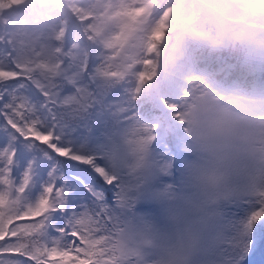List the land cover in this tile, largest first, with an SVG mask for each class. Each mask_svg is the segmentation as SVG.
<instances>
[{
	"label": "trees",
	"instance_id": "obj_1",
	"mask_svg": "<svg viewBox=\"0 0 264 264\" xmlns=\"http://www.w3.org/2000/svg\"><path fill=\"white\" fill-rule=\"evenodd\" d=\"M119 1L120 7L112 9L110 0H0V82L11 86L15 83L13 76L26 82L28 77L58 79L59 67L64 68L65 73L69 64L73 72L79 74L76 79L86 75L102 103L96 105L97 115L88 122V139L78 141L77 146L83 144L86 150L103 155L110 165L114 164L108 158L121 135L125 134L124 140L128 143L148 144L155 140L165 144L173 140L169 124H173L177 132V115L183 114L182 120L187 122L186 118L195 112L189 109L193 98L185 96L193 90L199 98L204 96L205 90L211 91L228 109L231 108L229 101H237L235 112L238 107L254 109L253 116L242 115L257 122L264 121V109L245 102L264 99V40L258 38L254 43L245 38L235 30L239 23L215 19L201 1ZM248 1L250 10L256 14L249 12L251 23L246 34L257 37L264 32V17L257 16L261 6L264 8V0ZM107 12H121V16L126 14L127 18H122L103 41L101 34L105 30ZM138 27L144 33L139 37V49L130 52L123 61L125 68L132 65L131 72L135 75L129 79L119 74L114 84L107 83L114 69L110 61L114 60L125 38ZM99 62H103L105 73L101 68L95 69ZM200 87L202 90L198 89ZM157 97L166 100L170 116L165 115ZM188 98L191 105L187 108ZM113 103L117 109L108 112ZM102 122L108 124L114 135L101 130ZM96 128H99L98 134L91 135L90 131L95 132ZM141 159L140 154L135 156L133 152L129 169L139 168ZM18 184L16 178L0 179V260L3 264H39L29 258L35 256V250L45 246L71 248L65 237L53 236L46 228L41 232L40 222L25 215L35 206L38 193L35 186L24 191ZM86 236L81 240L77 255L85 259L98 258L97 252L108 245L102 242L93 248L94 236L91 233ZM119 240L115 239L113 252L118 251ZM89 253L95 255L89 257ZM155 260H151L152 264H162L159 259Z\"/></svg>",
	"mask_w": 264,
	"mask_h": 264
},
{
	"label": "snow or ice",
	"instance_id": "obj_2",
	"mask_svg": "<svg viewBox=\"0 0 264 264\" xmlns=\"http://www.w3.org/2000/svg\"><path fill=\"white\" fill-rule=\"evenodd\" d=\"M76 75L69 64L58 79L26 82L13 76L11 86L0 82V179H18L24 191L35 186V206L25 215L40 222L41 232L50 229L71 245L45 246L29 258L39 264H99L77 255L89 233L93 248L101 241L111 245L137 225L158 239L180 216L194 225L199 264H250L264 252V190L225 186L193 194L184 175L189 158L171 141L157 147L143 172L117 169L103 155L78 147L88 139V122L102 101L89 78ZM190 205L195 217L187 211ZM127 264L152 262L130 258Z\"/></svg>",
	"mask_w": 264,
	"mask_h": 264
},
{
	"label": "rangeland",
	"instance_id": "obj_3",
	"mask_svg": "<svg viewBox=\"0 0 264 264\" xmlns=\"http://www.w3.org/2000/svg\"><path fill=\"white\" fill-rule=\"evenodd\" d=\"M201 1L207 9H209L211 15L215 17V19H221L226 22H234L239 23L238 28H236V32H241L242 36L245 38H250L254 43L258 42V38L264 40V32L260 33L257 37L255 35L248 36L246 32L249 30L248 24L251 23V20L248 18L249 12L255 11L250 10L248 0H197ZM112 3V9L115 7H120V1L118 0V4H115V0H110ZM261 13L263 16H261ZM127 15L121 16V12H107L106 17V26L105 30L102 31L101 39L106 41V34L108 32H112L114 28L120 24V20L122 18L126 19ZM258 17H264V8H260L257 12ZM122 22V21H121ZM227 30V29H226ZM225 33V32H224ZM144 33L140 32V28L138 27L136 31L128 35L125 38V42H123L120 46V50L115 56L114 60L110 61L109 64L114 68L110 73L109 77H107V83L114 84L115 78L118 77L119 74L127 75L130 79L131 76L135 75V72H131L133 68L130 65V68L123 67V61L128 59L127 56L130 52H137L139 49V41L140 36ZM227 34L228 30H227ZM123 36V35H122ZM243 38V37H242ZM101 57H104V53L101 52ZM119 60V61H118ZM116 61L118 64H115ZM108 64V65H109ZM107 67V66H106ZM101 68L105 73V68L103 66V62H99L95 69L99 70ZM64 69V68H63ZM63 69L59 67L57 73V78H60L64 75ZM93 70V68H90ZM108 71L111 68H107ZM99 78V73L97 79ZM154 78V77H153ZM149 81V85L151 86L154 79ZM186 80V77L185 79ZM117 86V83L115 84ZM202 90V88H198ZM196 90H193L190 94L187 93L185 96L193 98V103L187 105V108L190 106V110L194 109L195 111L199 110L200 107L207 101L221 102L220 98L217 95H214L211 91L205 90L204 96L199 98L195 94ZM198 91V90H197ZM159 105L163 111H165V115L170 116L171 112L167 110L166 100L157 97ZM186 101H184L185 103ZM185 105V104H184ZM183 105V106H184ZM226 106V105H225ZM228 107V106H227ZM117 109L115 104H112V107H109L107 111H111ZM228 109V108H227ZM230 109V108H229ZM189 110V111H190ZM236 119L240 122L237 128L239 133V137L241 140H249L250 139V129L249 126L259 123V121H255L254 118H247L240 114L239 112H235ZM183 114L177 115L176 121H179L177 126L179 132L183 135L185 131H188L187 122H184L182 119ZM123 129V125H121ZM101 130L104 133L113 134V131L110 129L107 123L102 122ZM121 131V129H118ZM91 134H95L94 129H92ZM123 134V131H122ZM156 134V133H155ZM93 138V136H91ZM125 134L121 135L119 138L117 145L118 150L115 149L111 153L109 161H112L114 166L117 169L127 168L129 169V162L133 158V152L135 156L137 154L141 155V162L139 168L134 169L137 172H143L146 170L148 164L150 163L152 157L156 154V149L161 143H156L155 140H151L150 143L143 144L142 142L136 143H128ZM130 141V140H129ZM148 141V140H147ZM183 144H179L178 149L184 153L189 159L185 162V178L189 183V186L192 189L193 194L198 191H214L217 188H224L225 186L230 187L233 190H238L246 193H256L259 192L264 185V160H261L258 155H254L248 151H232L226 153H215L209 154L205 152H201L197 147L193 145L191 140L184 138L182 140ZM176 145V144H175ZM190 216L195 217L197 209L194 206H189L187 209ZM175 227L164 234L160 238H153L144 235L142 231V226H135L133 230L124 238L119 240V247L116 256L113 255L112 249L113 245H115V240L111 245L106 247H102L104 261L102 264H127L130 258L134 260H142L144 257H147L149 260L159 259V262L162 264H199L200 262V245L196 238L194 232V225L191 220H185L183 216H180L175 221ZM87 239V236H86ZM32 244V243H31ZM107 245V244H106ZM153 256V259H152ZM250 264H264L261 262L258 256H253L251 258Z\"/></svg>",
	"mask_w": 264,
	"mask_h": 264
},
{
	"label": "clouds",
	"instance_id": "obj_4",
	"mask_svg": "<svg viewBox=\"0 0 264 264\" xmlns=\"http://www.w3.org/2000/svg\"><path fill=\"white\" fill-rule=\"evenodd\" d=\"M264 109V99L245 101ZM231 108L213 101L205 102L187 119L188 137L201 152L215 154L232 151H248L264 160V121L249 126L250 139L241 140L237 128L235 109L237 101H229Z\"/></svg>",
	"mask_w": 264,
	"mask_h": 264
}]
</instances>
